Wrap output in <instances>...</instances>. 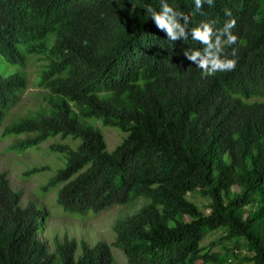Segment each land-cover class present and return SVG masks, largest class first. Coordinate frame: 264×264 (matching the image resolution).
Returning a JSON list of instances; mask_svg holds the SVG:
<instances>
[{
  "label": "trees",
  "instance_id": "obj_1",
  "mask_svg": "<svg viewBox=\"0 0 264 264\" xmlns=\"http://www.w3.org/2000/svg\"><path fill=\"white\" fill-rule=\"evenodd\" d=\"M167 2L189 18L188 32L235 19L237 43L223 45L235 69L204 77L184 55L204 45L190 33L169 40L146 12L160 0H0V123L26 89L28 58L47 95L45 110L3 129L29 136L10 150L78 141L48 147L65 164L43 187L69 214L145 201L113 222L110 245L63 238L49 252L36 237L43 213L20 205L0 172V264H114L110 246L125 264H222L201 246L218 230L216 244L245 248L238 264H264V0H213L200 12L194 0ZM88 118L123 134L111 152Z\"/></svg>",
  "mask_w": 264,
  "mask_h": 264
},
{
  "label": "rangeland",
  "instance_id": "obj_2",
  "mask_svg": "<svg viewBox=\"0 0 264 264\" xmlns=\"http://www.w3.org/2000/svg\"><path fill=\"white\" fill-rule=\"evenodd\" d=\"M27 63L28 65L24 69V74L27 79L26 89L21 93L19 102L10 109L0 123V172L6 175L10 188L20 194V205L24 206L31 202L39 212L43 213V220L40 217L38 218V221L42 224V229L37 233L36 237L39 241L45 243L49 252H53V241L60 242L63 238L68 240L73 239L77 243L84 242L89 247L97 242H104L110 245L114 237L111 231L113 222L135 213L145 201L143 199H137L126 205L112 206L94 215L92 213L84 216L69 214L56 206V190H46L43 187L65 164L62 155L49 152L48 147L52 144H65L71 149H74L78 141H72L69 137L61 140L56 136L35 147L19 152L10 150V146L29 136L2 135L3 129L11 125L19 117H25L30 113L42 111L47 108L46 101L43 99L47 97L46 92L35 85L37 77L36 65L32 64L33 62L31 63L29 58ZM2 65L3 63L0 62V66ZM10 70H12L11 67ZM83 121L99 129L105 143L106 152H111L123 138L121 132L114 128L102 127L97 120L88 118L83 119ZM38 168H44V170L32 176H24V173L28 170ZM231 190L235 192L237 189L236 187H232ZM195 202L199 209L205 213L207 212L205 209V200L195 198ZM220 236V230L205 235L201 246H209V250L216 252L220 258L226 256L222 264H238L237 260L248 255L241 244L237 248L233 247L232 242L222 241L216 244V240ZM211 243L212 245H210ZM109 251L114 264H125V260L120 251L111 246L109 247ZM228 251L234 257L230 256L231 254L229 255ZM79 253L80 249L77 247L74 257Z\"/></svg>",
  "mask_w": 264,
  "mask_h": 264
},
{
  "label": "clouds",
  "instance_id": "obj_3",
  "mask_svg": "<svg viewBox=\"0 0 264 264\" xmlns=\"http://www.w3.org/2000/svg\"><path fill=\"white\" fill-rule=\"evenodd\" d=\"M208 5L213 4V0H194L195 9L200 12L204 3ZM146 12L151 15L156 27L165 32L169 40L175 42L179 39H185L191 35L194 41H198L204 45L202 51L195 50L190 54L185 52V57L195 63L198 68L202 70L204 77L213 76L217 72L232 71L235 69L237 60L235 58H228L223 54V45H234L237 43V36L232 33V29L236 26L235 19H229L224 22L222 29H215L213 25L215 21H202L199 25L187 31V24L189 18L183 13H178L171 6L167 0H160V9L151 5L146 6ZM201 14H203L201 12ZM225 15L231 17V11L226 9ZM183 20V24L181 23ZM237 49L233 48L231 55L235 57Z\"/></svg>",
  "mask_w": 264,
  "mask_h": 264
}]
</instances>
